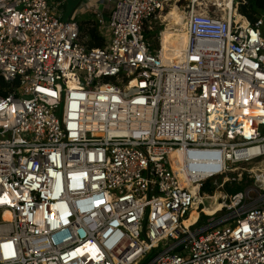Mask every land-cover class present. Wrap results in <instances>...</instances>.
Listing matches in <instances>:
<instances>
[{
  "label": "built area",
  "instance_id": "built-area-1",
  "mask_svg": "<svg viewBox=\"0 0 264 264\" xmlns=\"http://www.w3.org/2000/svg\"><path fill=\"white\" fill-rule=\"evenodd\" d=\"M86 1L0 0V264H264V8L189 3L165 65L171 0Z\"/></svg>",
  "mask_w": 264,
  "mask_h": 264
},
{
  "label": "bare ground",
  "instance_id": "bare-ground-1",
  "mask_svg": "<svg viewBox=\"0 0 264 264\" xmlns=\"http://www.w3.org/2000/svg\"><path fill=\"white\" fill-rule=\"evenodd\" d=\"M171 1H172L171 9L170 11L168 10L164 15L166 27L165 29L162 30V35H161L162 58L165 65H173V64L178 65L181 64V62H183L185 59L186 46L188 44V34L186 32V27H187L186 18H185V12L182 9V5L187 6L191 2L193 3L197 2L199 6H203V2L201 0H171ZM212 1L216 2V5L219 6L220 8H224L222 9L226 12L224 13V15H227L229 12H231L232 14H237L235 12V8L232 7L234 0H212ZM86 5L92 6L94 5V2L88 1ZM172 49L174 50L172 51ZM251 166L253 170H256L259 167V163L257 162L248 163L239 168L249 169L251 168ZM222 207H223L222 203L218 202L215 205H212V207L210 208L206 207L205 211L208 214H215V212L221 210ZM3 217L5 220L12 219V215L8 211L4 213ZM194 218H196V211L193 212L191 219L187 222V224L191 223Z\"/></svg>",
  "mask_w": 264,
  "mask_h": 264
},
{
  "label": "rangeland",
  "instance_id": "rangeland-1",
  "mask_svg": "<svg viewBox=\"0 0 264 264\" xmlns=\"http://www.w3.org/2000/svg\"><path fill=\"white\" fill-rule=\"evenodd\" d=\"M201 1L203 2V4H207L211 11H216L217 13H220V14L226 13L224 10H222L224 8H220L219 6L217 7L216 2H213L212 0H201ZM236 1H238V0H236ZM48 2L51 4V6L55 7L57 12H59L63 16V19L66 21V20L70 19V17L73 15V13H75V11L80 6L82 0H48ZM213 6H216V7L213 8ZM100 8L101 9L105 8L103 13H104V16L106 17V19L108 21L107 16L109 14L111 5L106 3L105 7H104V4H100ZM170 9H169V11H170ZM76 19H77V21L83 22V25H82L83 27H85V24H93L94 26H96V24H95L96 18H95V15L92 13V11L86 13L85 15H82V17L79 16ZM154 35L155 34H145L146 39H148L153 44V46L155 48L159 49L158 42L154 40L155 39ZM104 37L106 39L108 38L107 33L104 34ZM173 50L174 49H172V51ZM248 170H253L252 166ZM246 180H249L251 182V179H247L245 177L244 180L241 181L239 184L238 183H233V185L229 186V188H228V186L225 189H219V190L217 189L218 188L217 186L215 188H216V190L221 191V192H223L226 195L227 194L229 195V193H231L230 192L231 189H233L235 187H239V186H235V184L244 185V187H245L247 185V184H244ZM250 182H248V185H250L252 183V182L251 183ZM218 183H221V180H219ZM245 190L246 189L244 188V191ZM228 200H229V198H228ZM221 203H223V202H221ZM209 204H211V201H209L206 205L209 206ZM223 213H224V211L220 212V214H223ZM160 250H162L161 246H160ZM160 250H158L157 252H159Z\"/></svg>",
  "mask_w": 264,
  "mask_h": 264
},
{
  "label": "trees",
  "instance_id": "trees-1",
  "mask_svg": "<svg viewBox=\"0 0 264 264\" xmlns=\"http://www.w3.org/2000/svg\"><path fill=\"white\" fill-rule=\"evenodd\" d=\"M264 8V0H246L245 4L240 7V13L248 18L251 23H254L262 14ZM83 34L87 36L86 44L89 48H100L105 46V39L100 34L99 29L93 24H85ZM243 190V187H235L230 190L231 194Z\"/></svg>",
  "mask_w": 264,
  "mask_h": 264
},
{
  "label": "crops",
  "instance_id": "crops-1",
  "mask_svg": "<svg viewBox=\"0 0 264 264\" xmlns=\"http://www.w3.org/2000/svg\"><path fill=\"white\" fill-rule=\"evenodd\" d=\"M83 1V0H82ZM91 2H94V3H96V2H98L99 3V6H100V4H104V7H105V4H106V0H93V1H91ZM82 3V2H81ZM86 3H88V1H86ZM86 3L84 4V6H83V8H85V7H90V5H86ZM170 6H172V5H170ZM185 8H186V6H183L182 5V9L183 10H185ZM101 9V8H100ZM105 9V8H104ZM104 9H102V10H104ZM108 16H109V14H108ZM108 16H107V18H108ZM106 18V17H105ZM83 23V22H82Z\"/></svg>",
  "mask_w": 264,
  "mask_h": 264
}]
</instances>
